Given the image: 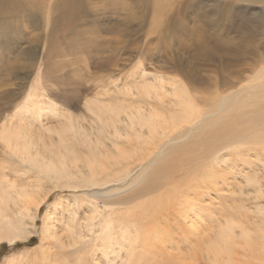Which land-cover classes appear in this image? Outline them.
<instances>
[{"label": "rangeland", "instance_id": "obj_1", "mask_svg": "<svg viewBox=\"0 0 264 264\" xmlns=\"http://www.w3.org/2000/svg\"><path fill=\"white\" fill-rule=\"evenodd\" d=\"M177 1L141 0L140 7H135L128 0L127 8L139 19L103 20L96 16L100 19L97 21L109 25V29L98 33L88 31L97 24L90 12L70 41L65 31L50 41L49 35L42 32L46 23L41 15L23 21V28L16 27L14 19L9 20V26L0 24V127L11 122L12 130L20 134V142H27L31 150L48 152L52 145L54 154H60L63 146L68 154L74 153L72 171L81 173L93 154L82 142L75 144L80 138L72 132L64 135L62 143L67 117L84 118L89 125L87 120L94 115L88 108L102 114L121 108L144 115L153 109L168 116L163 130L167 136L159 134L158 148L152 150L157 152L165 146L157 159L181 144L176 138L184 135L182 148L188 146V152L176 155L178 163L182 157L188 159L200 152L203 157L204 152H211L206 164L214 163L208 171L201 167L195 175L177 179L174 185L131 200V194L144 185L150 174L148 161L140 167L138 163L131 165L135 172L139 170L138 174L146 166L133 187L110 196H94L89 188H74L87 180V174L83 180L50 179L39 166L34 168L0 140V190L27 194L34 203L45 197L35 219L27 217L18 224L11 214L18 232L9 226L0 230V264H99V260H107L102 251L111 241H118L114 244L121 249L118 261L125 260L122 264H213L205 260L199 248L204 238L212 241L213 235L219 234L231 241H244L243 246L248 247L236 251L250 254L249 264H264L262 231L251 222L258 215L255 205L264 204L259 193L264 170H251L261 160L256 155L231 150L236 145L225 139L239 129L246 133L250 130L247 122L239 125L234 121L249 111L237 115L231 108H245L251 102L253 92L251 89L249 93L247 86L264 67V11L259 4H252V10L240 7L233 11L231 19L219 18L213 14L214 0ZM36 35L40 43L30 42ZM118 37L125 42L102 48L106 42L99 38ZM201 40L206 43L202 45ZM161 80L168 86L174 83L180 87L177 86V95L163 97L164 105L144 92L152 84H161ZM137 93L141 97L134 95ZM171 99L177 103L180 100L179 106H169ZM39 110L41 118L31 120ZM246 140L250 135L241 150L259 149L245 144ZM221 146L225 147L222 152L226 157L218 161L222 152H215ZM142 148L146 153L151 149ZM36 160L42 161V155ZM162 160L158 164L155 161L156 166ZM120 170L108 171L124 176ZM209 171L222 175L214 179V186L205 189ZM249 174H256L255 179ZM164 193H171V198L154 203ZM122 196L129 200L116 203ZM257 196L258 200L254 199ZM218 213L222 221H216L212 231L207 229L204 221ZM112 222L114 235L109 236L105 227ZM71 234L83 236L79 245L68 243L73 238ZM133 239L139 243L130 244Z\"/></svg>", "mask_w": 264, "mask_h": 264}, {"label": "bare ground", "instance_id": "obj_2", "mask_svg": "<svg viewBox=\"0 0 264 264\" xmlns=\"http://www.w3.org/2000/svg\"><path fill=\"white\" fill-rule=\"evenodd\" d=\"M214 1H215L214 4L215 10L213 14L219 18H225L229 16V18L231 19V17H233L232 15L234 14L233 11L237 10L240 7L252 10L253 9V7L251 6L252 4H259L260 9L264 11V0H214ZM127 2L128 0H0V24H2L3 26H9L8 25V23L10 22L9 20L14 19L13 21L17 23L16 27L21 28L22 26H20V24L23 23V21H28V19L31 16L36 17V15L37 16L41 15L43 16V18H45L44 23H46V26L44 25L42 32L49 35L50 41L53 42L55 37L58 36L63 31H65L66 34H70V38L68 39V41H70L71 36L79 32V27L82 23L81 20L86 16H90L91 15L90 12L94 14V16L92 15L93 16L92 18L97 23L95 24V26L98 25V27H100L98 28L92 25L91 26L92 28L88 29V31L92 33H98V31L101 29H109V25L106 24V21L99 22L97 20L100 19H96V16L101 17L103 20H105L106 18L108 20L110 19L115 20V18L124 20V19H130V17L134 20L139 19L137 16L138 14L137 15L131 14L130 10L127 8V6H130V4H128ZM140 2L141 0H131L132 5L135 7H140ZM179 8H181V6H179ZM177 9L175 8L174 10ZM109 13H112V15L114 16L109 15ZM209 15L211 16V14ZM47 24H50V26ZM68 28H70V30H67ZM252 30L253 29H251L250 32H253ZM123 35L125 36V34ZM99 41L106 42L102 45V48L108 45L118 47L119 45L123 44V42H125L123 37L107 38L104 40L99 38ZM192 41L195 42V39ZM30 42L40 43V37L36 35L33 38H31ZM200 42L202 45L206 43V41L204 40H201ZM254 78L255 79L251 80L247 86V90H249V93L251 89L253 92L251 93V97H252L251 102L248 103L245 108L242 107L231 108V111L235 112V114L237 115L240 112L249 111L244 116L234 119V121L239 125L242 122H247L248 124H250V130L246 133V130L242 131L241 129H239L233 132L232 134H229L230 136L226 137L225 139L228 140L230 144L236 145V147L233 146L231 150H238L240 153L246 152L251 155L253 154L256 155L261 160V163L254 164L251 170H257V169L264 170V90H263L264 67L255 73ZM177 86L174 85V83L173 85L171 84V86H168L166 83L162 81L161 84H157V83L152 84V86L146 89L144 92L148 95L149 98L157 100L160 103H163L164 96L177 95V92H179L180 89V87L178 86L179 87L178 89ZM134 95H136V97H141L140 93ZM30 100H32V98H30L29 101ZM171 101H173L174 106L172 105ZM235 101L237 102L238 100ZM179 104H180V100L177 103L175 99H171L168 102V105L171 107H177L179 106ZM137 108H141V107L138 106ZM88 109L94 115V118H90V119L88 118L87 123L89 125L84 123V118H82V120L80 119L76 120L75 118H72V116H70L67 117V120L65 121L66 124L62 128V134H61L62 143H64L65 142L64 135L68 132L74 133L80 138L79 143L75 142V144H81L80 142H82L83 145H87L88 149L90 150V153L93 154V155L90 154L91 158L87 159L86 164L83 166L86 168L81 173H79L78 170H75L77 174H75L72 171L73 164L71 163L72 161L71 158L72 156L74 157L73 152L71 154H68V150L63 146H60L61 153L54 154L55 151L52 145L48 147V152L42 153L38 151H33L31 150V147L27 142L25 141L20 142L19 140L20 134L12 130L14 128L11 125L12 123L9 121H6L5 126L0 127V140L5 144L7 148H10L12 151L16 152L23 160L29 162L34 168H36V166H39V169L44 174H46L50 179L56 180L61 178H67L69 180H72L73 178H77L83 180L85 179L84 175L87 174L88 175L87 180L85 179V182L79 180L81 181V185H76L74 186V188H78V187L89 188L87 190H89V192L92 193L94 196L95 195L110 196V194H113L114 192L117 193L123 192L124 190L128 189L131 185L133 187L137 182H139L140 176L142 175L146 166L148 168V171L150 169L152 171L150 170V174L148 175L144 185L142 187L137 188L131 194L132 195L131 200H134L138 197H143L150 193H155L157 191L163 190V188L169 185L176 184L178 182L177 179L181 181L185 177H188V175L189 176L190 175L193 176V174L195 175L197 170H199L201 167H203L205 170L207 169L210 170L211 167L214 165L213 162L206 164V160H208L210 158L209 155L212 154L211 152H204L205 153L204 157L202 156L203 154H201L203 152L198 153L199 155L201 154L199 157L202 156L201 157L203 158L202 160H200L201 158L197 157L198 155L197 154L194 155V157H190L188 159H186V157L185 158L182 157L181 163H178L177 161L178 159L176 155L179 153L185 154L186 152H188L187 151L188 146L182 148V142L185 140L184 135L176 138L177 140L180 139V141H182L181 144H178V146L176 145L175 147L172 146L167 150V152H165L163 158L157 159V157L161 155L163 148L165 146L159 148L158 149L159 151L157 152L156 151L153 152L152 150L158 148V144H159L158 142L160 141V137L158 136L159 134L163 138L167 136L166 133L163 131L165 130L164 126L168 124V116L165 114L156 113L155 111H152L153 109H151L150 112L145 115L144 113H136L134 110L129 111L125 109L123 110L121 108L120 109L111 108L109 109L110 111L103 114L98 113L91 108ZM39 112L41 113V110L38 111L37 117L34 115L35 116L34 119L31 120L34 121L39 120L42 116L39 115ZM175 114L176 113L174 112L173 114L174 117ZM160 120L163 121L161 124L158 122ZM122 121L124 123H122ZM231 121H233V119H231ZM8 125L9 128L7 127ZM187 135H190V133H188ZM248 135H250V140H246L245 144H248L249 146L256 145L259 147L258 150L255 149L241 150V145H243V142ZM207 138L208 137H206L205 139ZM153 145L155 146L151 148ZM142 147H146L148 149L151 148V149L149 152L146 153ZM224 148H225L224 146L219 147L215 153L222 152ZM39 155H42V161L36 160L38 159ZM148 155L150 156L152 155V156L148 158ZM107 157L111 158V160H107L108 159ZM225 157L226 156L224 152H222L220 154V158H218V161H220L221 159L224 160ZM159 160H162L161 162L162 164L160 163V165L156 166L155 161L156 163L157 162L159 163ZM99 161H103V162L99 163ZM144 162H147L148 164H146V166L143 167V171L141 172V174H138L139 170H136L135 172L136 168L133 167L131 168V165L135 163H138L136 165L138 167L144 166ZM113 168H120L121 169L120 171L124 173L123 174L124 176H118L117 174H113V175L110 174L108 170L112 171ZM209 172H210L208 174L209 178H207L204 181L205 189L214 186L217 183L216 180L214 179L217 176L222 175L221 174L222 172H220L219 174L218 171L217 172L209 171ZM135 173H137L136 176H134ZM249 175L251 177L253 176L252 179H255L254 177L256 176V174H249ZM208 181L210 182L208 183ZM73 184H71V186ZM259 193H261V197L264 198V182H261L260 184ZM44 198L34 203V200L31 199V196L27 194L19 193L14 195L13 190H6V189L0 190V230L3 228V226L5 227L9 226L10 228L15 227V223L12 219L11 214L16 217L18 224L20 223L23 224L24 220L27 217L29 218L32 216V218L35 219L36 213L41 207ZM170 198H171V193L168 194L164 193L159 195L157 201L154 200V203L167 202ZM254 199L258 200V196ZM125 200L128 201L129 199L127 197L122 196L121 198L117 199L116 203L118 202L120 204ZM95 207H98V205H96ZM253 209L258 213V215L254 217L251 222L252 225H256L257 228L260 231H262L263 237H261L260 239H262L263 241L264 240V204L258 203L255 205ZM221 218L222 217L218 213L209 216L206 219V221L208 222L204 221L203 218L202 220L206 223V228L207 229L210 228L212 231L213 227H215L214 225L216 224V221L217 222L222 221ZM112 224L114 223L112 222L107 227H105V231L108 233L109 236L114 235L113 234L114 225ZM14 232H18V229L17 231L15 229ZM86 235L88 236V234ZM72 237L73 238L69 239V242L67 241L71 245H79L81 243V238H83V236L79 237L78 235L77 237L75 235H72ZM125 237H128V234ZM213 237L214 238H212V241L211 239L208 238H204L206 241H204L203 243L200 241V243L202 244H200L199 249L203 253L204 258L208 263H213V264H229V263L249 264L250 263V254L242 253L241 251H236L237 248H243L247 246V245L243 246L244 241H240V240L231 241L229 237H226L227 238L226 239L223 236V234H219L217 236L213 235ZM14 238L15 237L10 238V241L13 242ZM150 239L151 238H149V240ZM84 240L86 239H83L82 241ZM152 240L154 239L152 238ZM107 241L109 242L110 240L108 239ZM138 241L139 240L133 239L132 243L130 244H136ZM117 242L118 241H114V242L111 241L110 243H108L107 246L105 244L106 248L102 252H104V258L107 259L108 261L103 260L102 261L103 263H101V260H99L98 262L99 264H122V262L125 261V260L118 261L120 257L121 249L118 246H115L114 243ZM148 242L149 241L147 239V243ZM148 244H150V242ZM144 245L147 244L144 243ZM262 246L264 247V242L262 243ZM132 251L134 252V250H131V252ZM129 263L131 262L129 261ZM173 263H175V261Z\"/></svg>", "mask_w": 264, "mask_h": 264}]
</instances>
